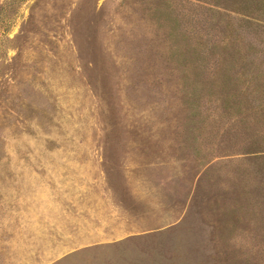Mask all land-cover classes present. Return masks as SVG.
Masks as SVG:
<instances>
[{
	"label": "rangeland",
	"instance_id": "obj_1",
	"mask_svg": "<svg viewBox=\"0 0 264 264\" xmlns=\"http://www.w3.org/2000/svg\"><path fill=\"white\" fill-rule=\"evenodd\" d=\"M0 264H264V0H0Z\"/></svg>",
	"mask_w": 264,
	"mask_h": 264
}]
</instances>
